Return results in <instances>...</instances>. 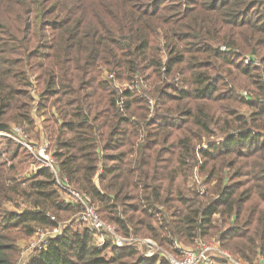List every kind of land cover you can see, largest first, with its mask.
Returning a JSON list of instances; mask_svg holds the SVG:
<instances>
[{
	"label": "trees",
	"instance_id": "trees-1",
	"mask_svg": "<svg viewBox=\"0 0 264 264\" xmlns=\"http://www.w3.org/2000/svg\"><path fill=\"white\" fill-rule=\"evenodd\" d=\"M12 126L48 144L117 236L264 257V0H0V132ZM28 163L1 148L0 264L58 227L27 264H169L97 246L47 169L20 178Z\"/></svg>",
	"mask_w": 264,
	"mask_h": 264
},
{
	"label": "built area",
	"instance_id": "built-area-1",
	"mask_svg": "<svg viewBox=\"0 0 264 264\" xmlns=\"http://www.w3.org/2000/svg\"><path fill=\"white\" fill-rule=\"evenodd\" d=\"M0 135L10 138L19 144L33 157L38 167L45 168L50 172L62 201L69 203L71 206L80 207V212L76 216L75 222L84 226L93 234V237L96 238L97 246H102L106 240L111 239L118 247L135 246L146 253L145 257L151 258L154 255H158L165 258L169 264H247L221 248L216 241L209 243L199 242L194 249L184 248L181 244L172 241L170 249L166 250L150 239L121 238L117 236L110 225L100 220L95 208L88 204L86 198L76 192L65 178L59 176L56 162L48 149L47 143H31L26 139L20 128H13L10 132H0ZM194 179L196 181V177ZM196 183L199 184L197 181ZM199 191L203 193L204 188L201 187ZM51 219L53 220V218ZM60 231L61 227L52 230H39L33 238L37 236L39 239H43L41 245L29 244L30 246L26 252H38L44 249L49 240L59 235ZM251 264H264V257H259L258 260Z\"/></svg>",
	"mask_w": 264,
	"mask_h": 264
},
{
	"label": "rangeland",
	"instance_id": "rangeland-1",
	"mask_svg": "<svg viewBox=\"0 0 264 264\" xmlns=\"http://www.w3.org/2000/svg\"><path fill=\"white\" fill-rule=\"evenodd\" d=\"M120 87L123 86V85H119ZM37 122V125H39L40 123V120L37 119L36 120ZM12 128H16L14 126H12ZM11 128V129H12ZM8 140H11L15 145L21 147L19 144H17L16 142H14L12 139L10 138H5L3 136L0 135V150L1 148L5 147V143L8 141ZM37 168H40L36 165V163H28L27 165L24 166V168L20 169L21 172H20V178H25L26 176H29L30 173H33L35 170H37ZM195 177H196V181L199 182V184L201 183V181H203V178L202 176L196 172L195 173ZM6 207L8 208H11V205L7 204ZM75 220V219H74ZM74 224L79 226L80 228H84V226H81L80 224L78 225L77 222L74 221ZM96 238L93 237V241L94 243L97 245V241H95ZM43 239H39L37 236L36 237H32L31 239H25V240H22L19 242V257H18V262L17 264H27L30 259L35 255L36 252H26L27 248L30 246V245H41V242H42ZM106 242V241H105ZM199 242H205V243H209V242H215V239H202V240H197L194 242V244L192 246H183L184 248H191V249H194L197 245V243ZM36 243V244H35ZM30 244V245H29ZM166 250L170 249V246L167 247V248H164ZM228 252V251H227ZM230 253V252H229ZM142 255L145 256L146 253L145 252H142Z\"/></svg>",
	"mask_w": 264,
	"mask_h": 264
}]
</instances>
